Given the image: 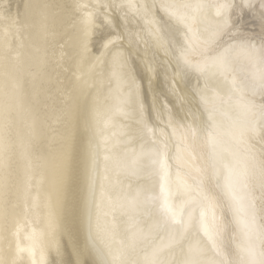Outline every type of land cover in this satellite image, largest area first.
I'll use <instances>...</instances> for the list:
<instances>
[{"label":"bare ground","instance_id":"obj_1","mask_svg":"<svg viewBox=\"0 0 264 264\" xmlns=\"http://www.w3.org/2000/svg\"><path fill=\"white\" fill-rule=\"evenodd\" d=\"M132 2L156 6L150 10L163 26L164 40L170 41L167 53L149 35L150 26L142 13L137 14L126 6L129 0H0V128L5 102L14 105L6 137L8 150L0 157V264H75L77 251L84 250L90 240L94 239L101 247L112 242L115 248L120 241L127 245L133 233L155 232V226L160 223L158 205L162 201L163 173L145 162L146 166L133 175L119 163L130 161L148 139L141 123V105L144 119L149 127L156 129L157 135L169 119L172 127L177 128V137L181 139L173 137L168 149L173 158L178 146L185 156L194 153V159L179 169L175 159L169 161L170 181H175L178 170L182 177L203 179L205 189L218 203L216 216L222 225L218 242L227 258L239 264L237 245L244 238L216 188L205 110L215 106L222 113L228 112L227 105L221 106V101L228 99L230 85L216 78L206 81L198 72L178 62L176 49L184 44V30H177L174 22H167L168 17L159 8L162 0ZM178 2L234 4L231 18H240L243 36L254 37L257 45L264 36L261 7L264 0ZM77 3L86 4L88 11L99 14L87 50L83 47L80 13L74 7ZM28 4L34 7L26 14ZM7 15L19 23L15 26L3 23ZM105 15L118 31L126 35L138 33L142 37L138 44L125 41L128 71L134 83L122 84L119 91L114 80L109 84L113 70L110 54L97 60L112 32L102 22ZM198 20L193 28H198L203 37H209L218 22L216 8L205 7ZM206 47L202 40L198 42L191 57L194 62L203 59L199 52ZM235 67L236 79L241 81L256 73L260 65L253 66L240 57ZM202 94L213 98L209 104L201 103ZM245 98L256 108V132L247 138L246 144H236L227 135L229 120L218 114L219 134L241 156L250 149L259 165L264 162V121H260L264 90L249 88ZM232 99L235 101L237 97ZM161 105L165 107L162 109ZM181 125L196 128L197 135L193 137ZM90 143L99 144L91 220ZM105 156L109 157L108 161ZM195 168L202 172L198 174ZM250 183L257 225L264 226V180L259 168ZM170 188V202L179 208L185 197L176 191L174 183ZM137 193L141 206L133 209L128 201ZM158 235L166 238L164 231ZM156 243H161L160 239ZM255 243L260 249V240L256 239ZM143 255L139 252L129 258L142 259ZM79 259L92 264L96 257L89 249Z\"/></svg>","mask_w":264,"mask_h":264},{"label":"snow or ice","instance_id":"obj_2","mask_svg":"<svg viewBox=\"0 0 264 264\" xmlns=\"http://www.w3.org/2000/svg\"><path fill=\"white\" fill-rule=\"evenodd\" d=\"M127 7L133 9L137 14L142 13L146 23L150 26L151 35L158 47H163L168 51L170 41H165L162 36V25L155 19L151 8L155 5H137L129 0ZM244 6V5H242ZM34 6L25 5L26 14ZM75 9L80 13L79 23L82 31L83 47L87 50V42L92 31L96 27V18L99 15L88 11V5L77 3ZM95 7V6H94ZM108 7V5H99ZM205 7L216 8L217 24L215 30L209 37H203L198 28H193V23H198V14ZM236 6L231 3H221L218 5H204L202 3L178 2V0H162L159 8L168 17L167 22H174L177 30L183 29L184 44L176 49L178 62H182L184 67L198 72L205 77L216 78L230 85L228 89V99L221 101V106L227 105L229 111L221 112L215 106L206 108L208 113L207 140L211 147L210 166L216 179V188L219 190L228 210L231 211L233 220L237 224L244 242L238 244L240 253L239 264H264V226L257 225L256 209L254 197L252 195L251 180L259 168L260 177L264 180V162L257 165L256 157L247 149V155L241 156L233 150L220 136V124L217 115L222 114L229 120V130L227 135L229 140L236 144H246L247 138L256 132L258 121L256 108L250 101L246 100L245 93L249 88L259 87L264 90V36L260 37L257 45L254 37H244L240 31V18H231V12ZM264 8V3L261 5ZM264 16V12H262ZM3 23L15 26L19 20L10 15L3 17ZM103 24L112 28L109 37L102 45L100 57L111 56L112 73L109 84L114 80L117 84V91L122 84L134 83L128 71L129 56L124 50L127 40L129 44L140 43L142 37L138 33H128L118 31L112 26V21L105 15ZM166 22V23H167ZM7 35L8 28L4 29ZM203 41L208 47L199 52L203 57L201 61L194 62L192 54L197 50L199 41ZM243 57L253 66L259 64L256 73L244 78L241 81L236 79V63ZM231 77V79H229ZM237 97L234 101L232 98ZM213 98L206 94L200 96L201 103L207 105ZM13 104L5 102L2 110L3 125L0 128V157L8 150L7 134L13 114ZM165 105H161L163 109ZM120 111L119 108L116 109ZM234 112L235 115H231ZM163 112L161 111L160 115ZM260 121H264V109L260 113ZM107 123V120L104 121ZM141 123L143 124L144 135L148 138L146 143L140 145L139 153H133L132 159L127 162H119L120 166L130 169L133 175L142 170L147 162L154 170L163 173L164 183L161 185L162 201L158 205L160 223L155 226V232L133 233L130 242L125 245L120 241L118 247H113V243H105L103 247L98 246L96 241L90 240L84 250L77 251L75 264H87L81 261L80 255L85 254L89 249L94 252L96 259L92 264H233L223 251L218 242L222 235V225L216 216L218 203L216 198L206 190L202 178L182 177L179 170L176 173L174 182L170 181L169 161L175 159L177 168L187 165L189 160L194 159V153L185 156L181 147H177L176 155L173 158L169 153V143L173 137H177V128L172 127V121L164 125L157 135L153 127H149L143 117V106L141 105ZM191 131L193 137L197 135V129L191 125H181ZM171 129V131H167ZM201 131L205 129H200ZM180 140V137H177ZM151 145L149 147L148 145ZM107 151V149H105ZM109 160L108 156L104 157ZM88 188L90 200L89 220H91V207L95 203L96 173L99 166V144L89 145L88 151ZM198 174L201 169H194ZM3 183L7 184L6 178ZM171 183L175 184L176 191L184 197V203L177 208L171 203ZM155 201L156 198H152ZM128 203L133 209L141 206L139 193L131 197ZM166 232L165 237H159V232ZM160 239L161 243H156ZM166 239V242H165ZM259 239L261 248L258 249L255 240ZM143 252L142 259H130V256L139 255Z\"/></svg>","mask_w":264,"mask_h":264}]
</instances>
